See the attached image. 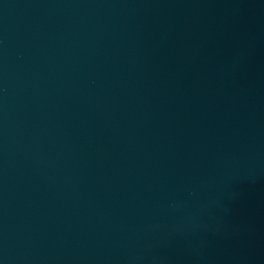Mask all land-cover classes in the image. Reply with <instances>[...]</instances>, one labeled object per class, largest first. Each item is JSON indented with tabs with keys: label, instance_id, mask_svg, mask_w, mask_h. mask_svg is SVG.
I'll return each mask as SVG.
<instances>
[{
	"label": "water",
	"instance_id": "water-1",
	"mask_svg": "<svg viewBox=\"0 0 264 264\" xmlns=\"http://www.w3.org/2000/svg\"><path fill=\"white\" fill-rule=\"evenodd\" d=\"M0 264H264V0H0Z\"/></svg>",
	"mask_w": 264,
	"mask_h": 264
}]
</instances>
